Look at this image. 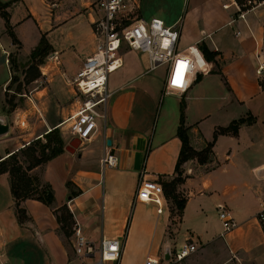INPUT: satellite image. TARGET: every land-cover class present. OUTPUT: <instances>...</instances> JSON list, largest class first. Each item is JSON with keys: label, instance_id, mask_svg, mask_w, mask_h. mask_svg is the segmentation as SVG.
<instances>
[{"label": "crops", "instance_id": "0c3cea01", "mask_svg": "<svg viewBox=\"0 0 264 264\" xmlns=\"http://www.w3.org/2000/svg\"><path fill=\"white\" fill-rule=\"evenodd\" d=\"M92 1L1 0L8 4L6 11L22 46L19 55H25L26 41L31 44L26 55H31L44 34L52 45L50 59L76 56L80 66L96 48ZM185 1L141 0V13L146 4L150 18L160 17L167 24L180 22L179 46L197 48L196 69L178 81L168 77L165 65L158 67H164L162 75L148 76V56L125 50V64L117 70L121 74L109 78L112 96L106 128L81 143L75 152L66 149L69 140L64 139L63 153L30 171L41 188L45 184L53 188L55 200L51 206L34 198L24 200L21 205L29 221L19 222L11 176L8 172L0 174V260L3 255L11 263L15 247L27 242L40 251L41 264H88L97 260V251L87 258L71 256L54 214L66 204L74 215V229L80 228L96 249L103 238L122 240L120 260L104 264H144L148 256L169 259L186 243L196 244L197 250L179 264H264V80L256 74L255 59L264 15L251 12L244 22L237 19L234 6L223 8L227 0H189V17L183 21L180 17ZM29 26L35 36L27 37L31 33L25 29ZM237 30L241 31L238 36ZM203 43L216 53L215 60L205 59L199 49ZM15 49L0 14V57L5 71L0 77V104L5 102L6 87L13 78L10 54ZM58 68L47 67L42 73L50 75ZM183 99L190 142L197 150L213 140L217 127L241 118L253 121L242 124L236 136L220 135L208 162L191 159L182 165L183 181L176 192L186 203L179 216L172 214L166 196L159 212L158 204L136 200V193L142 177L155 179L165 187L177 176ZM78 103L32 141L73 114ZM3 112L10 116L11 131L0 138V160L30 143L20 142L13 134V116L0 107V114ZM106 150L118 157V165L102 171ZM221 208L229 210L237 222L224 235Z\"/></svg>", "mask_w": 264, "mask_h": 264}, {"label": "built area", "instance_id": "2783aa9c", "mask_svg": "<svg viewBox=\"0 0 264 264\" xmlns=\"http://www.w3.org/2000/svg\"><path fill=\"white\" fill-rule=\"evenodd\" d=\"M234 6L237 19L247 22V15L258 12L264 15V0H227L223 8ZM92 30L96 48L82 63L71 83L80 99L77 110L63 120L57 127L70 139L78 138L85 143L94 138L101 128H106L109 103L112 92L109 90V76L121 69L124 64L123 53L126 49L139 51L148 56L149 70L159 66L168 67V77L181 80L197 67V48L181 49L179 46L181 24H167L160 17L146 19L141 15V0H94L90 2ZM240 30L236 31L238 36ZM256 74L264 80V25L261 40H256ZM105 147L109 145L105 142ZM118 165V157L106 150L101 159L104 170ZM136 200L155 202L162 212L165 189L155 179L142 177L138 183ZM261 217L264 214L261 213ZM219 218L223 235L234 229L237 222L231 212L221 208ZM75 253L89 257L97 250L99 258L88 264H104L106 261H119L123 243L120 238H103L98 249L82 234L80 228L74 229ZM197 250L194 243H186L171 253L169 259L148 256L144 264H179Z\"/></svg>", "mask_w": 264, "mask_h": 264}, {"label": "rangeland", "instance_id": "374dc122", "mask_svg": "<svg viewBox=\"0 0 264 264\" xmlns=\"http://www.w3.org/2000/svg\"><path fill=\"white\" fill-rule=\"evenodd\" d=\"M187 1L189 0L185 1L181 13L182 16L180 17L183 18V21L189 17V14H186L187 7L189 6ZM147 13V6L145 4L142 7L141 14L144 18L150 19V16ZM25 30L31 33L27 34L28 36L25 34V37H29L30 35L35 36V30L32 26H29V29L26 28ZM30 45L31 44L26 41L25 49L23 50V54L25 55L22 56L19 55V49L22 46L19 43H16L15 51L10 54V64L14 72V80L11 81L8 87H6V100L5 102L2 101L0 104V107H4L5 110H8V112L12 114L14 120L13 125L15 126L13 134L19 136V140L20 142L22 141V143L32 142L37 135L43 133L44 129L47 128L51 122L60 119L63 112L65 114H69L77 107L76 103L79 101L78 98L80 99V97H82L77 91L75 93L73 87L74 85L71 84V81L80 66L79 58L76 56H62L61 59L56 58L53 60L49 58V55H47L42 59L37 58L36 60H32L31 55L27 56L29 54L28 49ZM126 51H129V49H126ZM36 65L39 66V69L41 70V76L34 81L28 82L27 78L33 74ZM54 66L57 68L59 67L58 72L57 70H54V73L50 75L42 73V71L45 72L47 70V67L50 69ZM163 69L164 67H160L156 70L147 71L148 76H158L159 73L162 75ZM4 72L3 57H0V77L4 75ZM120 74L121 73L119 71H116V73L110 74L109 78L110 80L114 79ZM167 100L168 98L165 97V102H167ZM162 104L163 100L161 106ZM60 132L63 141L64 139H66V141L68 139L69 142L72 140L70 139V134L63 133L62 131ZM41 140L43 143H46L44 135L41 137ZM208 155L210 156L211 153L209 152ZM181 170L183 175V171H185V169H183L182 166ZM175 194L179 198H183L182 194ZM170 205L173 212L176 213L177 206L172 198H170ZM63 213H65V211H63ZM70 230L72 231L70 236H67L62 231L61 234L66 246L70 250L71 256L75 257L78 255L75 253L74 224L70 226ZM39 256L40 251L37 250L35 244L27 242L23 245H17L15 247L11 263L41 264ZM3 257L4 256L2 255L0 264H11L5 257V259H3ZM91 262L92 261L88 263Z\"/></svg>", "mask_w": 264, "mask_h": 264}, {"label": "trees", "instance_id": "16d2710c", "mask_svg": "<svg viewBox=\"0 0 264 264\" xmlns=\"http://www.w3.org/2000/svg\"><path fill=\"white\" fill-rule=\"evenodd\" d=\"M8 4L1 2L0 0V14L4 18L7 30L12 37L14 43H19L20 41L17 38L15 32L13 31L10 14L6 11ZM199 49L202 51L203 56L208 61L215 60L216 53L210 51L206 44L199 45ZM52 51V45L48 41L47 37L43 34L40 39L39 44L31 53V59L36 60L37 58H43L50 54ZM11 59V58H10ZM41 76V70L39 66H35L33 74L28 76L27 81L31 82L38 79ZM14 77L12 78V81ZM185 107L186 102L183 99L181 102V115H180V124L178 128V136L182 140V149L176 166L177 176L169 183L165 184V196L167 198H172L177 206V212L172 214L181 216L184 209L186 200L185 198H179L175 193L178 185L183 181V175L181 166L188 160L197 159L200 163H206L211 159L213 153V147L220 135H238L239 128L244 123H251L253 119L241 118L234 120L228 126H219L214 132V138L212 141L207 142L206 146L201 149H195L190 142L189 137V127L185 123ZM60 129L55 127L44 134L46 138V143H43L41 137L30 142L28 145H25L19 151H16L10 154L8 157L0 160V174L8 172L11 176V192L15 199L16 208H17V217L19 222L25 223L29 221V216L24 207H22V202L28 198H34L44 202L45 204L51 206L55 200V195L53 188L50 184H46L42 188L36 182L30 174V171L46 163L61 153L64 152V141L60 135ZM211 153L209 156L208 153ZM164 186V185H163ZM65 211V213H63ZM54 214L57 217V220L60 224V229L67 236H70L72 231L70 226H72L74 221V215L71 212L70 208L65 204L58 209L54 210Z\"/></svg>", "mask_w": 264, "mask_h": 264}, {"label": "water", "instance_id": "95a60500", "mask_svg": "<svg viewBox=\"0 0 264 264\" xmlns=\"http://www.w3.org/2000/svg\"><path fill=\"white\" fill-rule=\"evenodd\" d=\"M11 131V121L9 114L3 112L0 114V138L7 136ZM81 144V141L78 138H73L66 149L70 152H75V149L78 148ZM108 144H111V140H108Z\"/></svg>", "mask_w": 264, "mask_h": 264}]
</instances>
